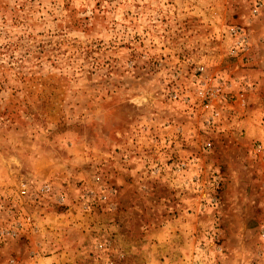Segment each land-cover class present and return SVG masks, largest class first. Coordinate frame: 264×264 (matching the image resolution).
<instances>
[{"label": "rangeland", "instance_id": "374dc122", "mask_svg": "<svg viewBox=\"0 0 264 264\" xmlns=\"http://www.w3.org/2000/svg\"><path fill=\"white\" fill-rule=\"evenodd\" d=\"M263 119L264 0H0V264H264Z\"/></svg>", "mask_w": 264, "mask_h": 264}, {"label": "built area", "instance_id": "2783aa9c", "mask_svg": "<svg viewBox=\"0 0 264 264\" xmlns=\"http://www.w3.org/2000/svg\"><path fill=\"white\" fill-rule=\"evenodd\" d=\"M227 37L230 39L229 54L232 57L243 58L248 54L249 38L242 27L233 26L227 31ZM190 81L193 90H176L170 95V99L181 101L186 106L197 105L196 107L199 108L202 115L201 122L205 127L218 123L222 103H226L228 99H233L239 101L244 108L247 96L255 90L254 82L249 76L223 79L210 74L202 64L197 65ZM261 139L253 141L251 155L254 160L261 162V175L264 178V137ZM19 190L21 196L28 195L27 184H22ZM46 190L42 189L41 191L45 193Z\"/></svg>", "mask_w": 264, "mask_h": 264}, {"label": "crops", "instance_id": "0c3cea01", "mask_svg": "<svg viewBox=\"0 0 264 264\" xmlns=\"http://www.w3.org/2000/svg\"><path fill=\"white\" fill-rule=\"evenodd\" d=\"M257 130H258L257 127L253 128V132H255V134H258L259 131L257 132ZM262 130H263V128L261 129V133L264 134Z\"/></svg>", "mask_w": 264, "mask_h": 264}]
</instances>
